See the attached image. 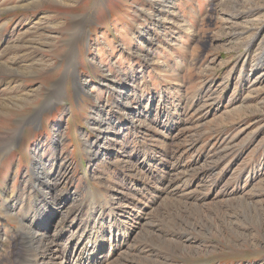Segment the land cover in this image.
Listing matches in <instances>:
<instances>
[{
  "label": "rangeland",
  "instance_id": "1",
  "mask_svg": "<svg viewBox=\"0 0 264 264\" xmlns=\"http://www.w3.org/2000/svg\"><path fill=\"white\" fill-rule=\"evenodd\" d=\"M17 1L0 62L25 40L46 63L0 108V264L44 251L41 229L60 249L89 229L103 264H264V0H172L190 31L161 0Z\"/></svg>",
  "mask_w": 264,
  "mask_h": 264
},
{
  "label": "bare ground",
  "instance_id": "2",
  "mask_svg": "<svg viewBox=\"0 0 264 264\" xmlns=\"http://www.w3.org/2000/svg\"><path fill=\"white\" fill-rule=\"evenodd\" d=\"M54 1H57V0H54ZM59 1L67 2L68 0H59ZM171 1L172 0H161V3L164 2L165 5L161 4L160 10L158 12H156L158 14V18H157L158 20H156V21L158 23L159 22H162V21H165V22L167 21V22H170V23H172L174 25H178L183 30L190 31L189 28H188V25H190V24H189V22L183 20L184 18L182 20L180 18H179L180 20L173 19V15H172V12L170 11L171 8H170V5H169V3ZM17 2L20 4L19 5L20 7H28V6L34 5L36 3V0H32V1L31 0H18ZM162 8H164V11L162 10L163 12L161 11ZM170 13H171V15H170ZM174 16H175V14H174ZM78 20H73V23L75 25L76 24H79L78 23ZM27 43L28 42H26L25 40H22L20 44H12V45H9L12 48H14V50H15L14 57L13 58L10 57V59H8L6 61L0 62V73L4 74V76H5L4 77L5 79L4 78L3 79L5 80L4 81V84H5V87H6L5 88V90H6V94L5 95L6 96L0 101V108L1 109H8L9 107H12V106H15V105H17V106H23L24 104H27L29 101H32L33 98H34V96H36L35 94H36L37 88H35V87L26 88V89H24L20 93V95L17 94V92L21 89V87L23 85V83H18L17 82L18 79H19V77L21 75H24L25 73L33 72L34 70H36V68H39V66H41V64L44 65L46 63V59L44 60L43 57H42L43 59H40L39 63H37V64H32V63L28 62L27 60H25L23 58V57H26L25 56L26 55V51L32 45V44H27ZM9 46L7 48L10 49ZM67 58L68 59L66 61V68H65V70H68L72 66L71 64H73V62H71V64H70L69 63L70 59H69V57H67ZM18 59H20V60H18ZM22 59H23V61H21ZM254 67H256V68H254ZM254 67H253V69H255V71H256V70L259 69L260 65H257L256 64V66H254ZM261 71L264 74V69H262ZM260 76L261 75H259V76L256 75V78H252L251 79L252 80L251 81V84H254V83L256 84L257 82H259L260 81ZM14 83H16V84H14ZM51 168H52V165L49 164V169H51ZM52 180H57V179L56 178H52V179L50 178V182ZM6 193H7V195H6L7 196L6 201L8 199L12 200L11 197H13L16 200H18V197L13 193V190L12 189H11L10 192L9 191L8 192H5L4 191V196H5ZM90 218H91V216H90ZM142 219L143 218L140 217V215L137 216V220H138L137 222L138 223ZM73 221L74 220H71L69 223H71ZM139 226H140V223L136 227V229ZM62 227H63V224H62L61 228ZM93 229H94V231H92L91 233L94 234L96 228H93ZM136 231L137 230H134V232H136ZM32 232H33L32 235L35 238V240L36 241H39L40 244H42L41 247H44V251H42L39 248V244H38V246L35 247V249L38 250V248H39L41 250V253L38 254L35 251V249H33L32 251H30V253H28V255L26 256V260H25V263L26 264H65V263L66 264H103L106 261V259H107V257H104L103 256V252H102L103 248L105 247L104 243L103 242H101V243H97L96 242L97 244L95 243V245H94V242L96 240L95 241L93 240V242L91 243V241H92L91 240V237L92 236H90V234H89V229L86 230L85 237H83V233H79V232H77V233L74 232L72 234L70 233L69 236H68V238H67V240L68 239H71L73 244L70 245V246L67 245L66 248H64V249H60V247L58 246V244H59L58 239L60 238L61 234L56 235V237H54L52 240H50V241H52L51 244L50 243L47 244L46 241H42L43 238H44V236H45L44 233H43V229H41L40 231L37 230V231H32ZM130 232H129V234H130ZM109 234H111V236H112V230L109 232ZM77 238H79V239L82 238L84 240V243H83L82 246H80L75 251L76 246H77V244L75 243V241H76ZM109 238L111 240V237L110 236H109ZM119 240L120 239L115 240L114 242H120ZM127 241H128L127 240V237L126 238H123L121 240L119 246H121V244H124V246H125L128 243ZM110 244H111V246L113 245L112 242ZM51 245H52V247H51ZM133 246H132V248H133ZM24 249L26 250V248H24ZM109 252H110V250L107 251L106 255H108ZM24 253H25V251H24ZM69 255L71 256L70 259H69V257H70ZM49 259H52V261H50ZM109 262H111V261H109Z\"/></svg>",
  "mask_w": 264,
  "mask_h": 264
}]
</instances>
